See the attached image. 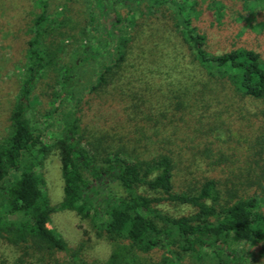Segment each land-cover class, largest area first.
I'll return each mask as SVG.
<instances>
[{
	"label": "trees",
	"instance_id": "1",
	"mask_svg": "<svg viewBox=\"0 0 264 264\" xmlns=\"http://www.w3.org/2000/svg\"><path fill=\"white\" fill-rule=\"evenodd\" d=\"M82 1L81 37L69 58L63 60L64 39L73 37L65 32L70 19L51 17L48 0H39L41 12L30 28L10 131L0 140V228L14 244L29 243L34 250L48 253L64 251V238L48 224L52 213L73 210L91 219L99 235L104 233L114 244L104 262L90 264H179L173 256L152 260L148 254L154 248H168L172 254L175 250L179 259L187 255L198 264H239L232 243L264 239V162L252 182L258 191L234 202H221L218 181L212 177L206 178L198 194L176 190L174 157L160 153L139 159L123 145L110 147L104 136L86 133L80 111L85 98L109 85L127 62L138 25L135 12L143 4L170 9L175 30L207 79L227 83L244 97L264 99V58L244 47L221 54L208 52L205 34L197 25V0ZM120 8L126 9L125 15ZM50 70L59 87L52 86V106L47 111L50 122L40 129L29 116L31 96ZM201 84L203 80H174L171 89L176 92V107L189 113L190 107L209 103L204 95L206 86ZM48 131L55 134L52 139ZM52 148L59 152L63 181V196L55 205L45 191L41 171ZM102 186L107 192L104 190L99 200ZM140 186L153 194L140 192ZM235 186L238 189L239 183ZM189 201L198 208L192 216H174L157 206ZM63 264L88 263L78 258Z\"/></svg>",
	"mask_w": 264,
	"mask_h": 264
},
{
	"label": "rangeland",
	"instance_id": "2",
	"mask_svg": "<svg viewBox=\"0 0 264 264\" xmlns=\"http://www.w3.org/2000/svg\"><path fill=\"white\" fill-rule=\"evenodd\" d=\"M84 9L82 0H48L51 17L70 19L65 32L73 37L64 39L67 48L60 55L63 60L69 58L79 42ZM196 10L197 25L205 34L208 52L221 54L244 47L264 58V0H197ZM40 12L39 0H0V140L10 131V115L32 35L30 28ZM121 13L125 15L126 9L122 8ZM135 13L138 25L133 30L135 40L127 62L109 85L83 102L80 115L86 133L104 136L110 147L123 145L139 159L170 154L176 164V190L198 194L206 178L212 177L218 181L221 202H234L256 193L258 188L252 182L264 162V99L244 97L227 83L207 79L175 30L170 9L143 4ZM47 73L31 96L29 116L40 129L50 122L47 111L52 106V86L59 87L54 72ZM178 78L194 83L203 80L201 86H206L204 95L209 103L190 107L189 113L177 108L171 84ZM196 87L200 88V84ZM196 92L199 97V90ZM47 135L52 139L55 134L48 131ZM41 171L45 191L55 205L63 196L57 149L50 150ZM243 177L247 179L240 183ZM104 190L107 192V188H99V200ZM116 190L124 194L121 188ZM138 190L153 194L144 186ZM157 206L174 216H192L198 210L192 201L162 202ZM208 217L214 219L211 213ZM48 226L64 238L66 250L48 253L34 250L29 243L14 244L0 228V264H63L78 258L88 264L101 263L113 249V242L104 233L99 235L91 219L82 218L73 210L52 213ZM231 248L240 258L239 264H264V239L233 242ZM165 255L173 256L179 264H198L187 255L179 259L178 253H169L168 248H154L148 254L152 260Z\"/></svg>",
	"mask_w": 264,
	"mask_h": 264
}]
</instances>
